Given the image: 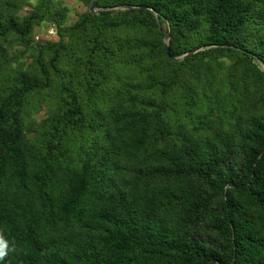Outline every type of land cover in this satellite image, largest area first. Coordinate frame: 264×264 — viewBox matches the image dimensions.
Here are the masks:
<instances>
[{
	"label": "trees",
	"instance_id": "trees-1",
	"mask_svg": "<svg viewBox=\"0 0 264 264\" xmlns=\"http://www.w3.org/2000/svg\"><path fill=\"white\" fill-rule=\"evenodd\" d=\"M48 1L38 3L47 8ZM96 7L103 10L58 28L69 41L49 48L51 69L60 75L61 107L42 132L43 148L32 166L23 112L32 94L52 86L50 68L39 61V80L18 77L0 97V231L16 246L0 264H264V116L236 136L211 134L201 113L209 97L199 100L183 82L185 72L218 54L264 66V35L249 33L264 34V0H96ZM117 7L124 10L110 11ZM41 19L31 13L20 24L0 20V42L8 36L25 40ZM156 19L165 26L168 56ZM121 27L146 28L157 38L144 85L151 95L137 100L123 131L135 133L138 147L148 142L151 130L159 134L163 143L156 157L171 182L145 188L130 201L102 191L111 187L106 173L117 146L97 106L105 73L123 48L112 36ZM4 52L0 45V68ZM257 73L264 82V70ZM176 84L181 90L174 109L168 97ZM225 107L220 106L222 113ZM180 113L185 124L177 121ZM99 137L104 146L94 155ZM84 138L87 151L75 167L69 159ZM173 198L178 205L168 211ZM208 207L215 211L213 243L190 232ZM61 223L63 237L41 233L43 226L56 230Z\"/></svg>",
	"mask_w": 264,
	"mask_h": 264
},
{
	"label": "rangeland",
	"instance_id": "rangeland-1",
	"mask_svg": "<svg viewBox=\"0 0 264 264\" xmlns=\"http://www.w3.org/2000/svg\"><path fill=\"white\" fill-rule=\"evenodd\" d=\"M93 1L96 0H92L91 3L85 0H49L48 7L42 8L38 0H0L2 21L12 18L20 24L31 13L42 16L40 21L33 24L31 34L25 40L8 36L0 42L5 50L4 63L0 68V97L18 77L39 80V61H42L52 72V86L32 94L23 112L25 151L30 166L33 165L34 156L43 148V130L48 126L51 116L61 107L57 88L60 75L51 69L53 54L50 49L67 43L69 37L61 34L58 28L68 29L81 16L87 13L95 15L102 11L103 9L97 8L95 3L93 12H90ZM117 10L124 8L110 9V11ZM261 14H264V8ZM156 20L163 45H167L165 26L159 25L158 19ZM249 33L253 37L264 35L254 29ZM112 36L123 48L120 57L110 62V69L105 73L106 83L102 85V94L97 106L108 128L107 135L116 144L117 149L112 156L113 164L106 173L111 187L103 188L102 191L112 192L117 199L130 201L145 188L155 189L171 183L168 177L161 173L164 164L156 157V152L163 143L159 134H154L151 130L149 133L151 138L148 142L143 147H138L133 144L135 133L123 131L128 124L126 116L137 109V100H147L151 95V91L145 90L144 85L149 80L147 69L152 66L157 54L153 52V43L157 38L146 28H116L112 30ZM182 59L183 56L176 61ZM204 62L197 71L185 72L183 82L193 87V93L199 100L209 97V106L203 103L201 113L205 116L204 126L211 131V134L236 136L249 127L253 118L264 116V82L257 73L259 70H264L260 62L256 60L251 63L241 62L235 57L222 54L206 57ZM162 63L168 71L171 70L169 62ZM58 68L66 70L62 65ZM165 82L169 83L170 80L166 78ZM173 89L168 100L176 109L179 104L180 84L174 85ZM157 97L161 98L162 95ZM222 105H227L224 113L220 111ZM170 114L174 118V113ZM177 121L185 124L181 113ZM185 129L190 131L192 126L188 125ZM104 142L99 137L91 152L97 154L104 146ZM86 145V138L76 143V148L69 159L70 164L78 167L83 152L87 151ZM58 171L62 172V168ZM177 205L178 200L171 199L168 211L175 210ZM214 213V209L208 207L199 214L198 225L190 230L198 241L213 243L218 240L211 225ZM55 227L56 230H52L49 226H43L41 233L55 239L66 234L62 223Z\"/></svg>",
	"mask_w": 264,
	"mask_h": 264
},
{
	"label": "clouds",
	"instance_id": "clouds-1",
	"mask_svg": "<svg viewBox=\"0 0 264 264\" xmlns=\"http://www.w3.org/2000/svg\"><path fill=\"white\" fill-rule=\"evenodd\" d=\"M16 251V246L5 238L3 231H0V262L4 261L10 254Z\"/></svg>",
	"mask_w": 264,
	"mask_h": 264
},
{
	"label": "water",
	"instance_id": "water-1",
	"mask_svg": "<svg viewBox=\"0 0 264 264\" xmlns=\"http://www.w3.org/2000/svg\"><path fill=\"white\" fill-rule=\"evenodd\" d=\"M95 3H96V1H93V2H92L91 6H90V9H89L90 12H93V9H94V6H95ZM197 51H198L197 49L192 50V51H190L187 55L194 54V53H196ZM165 53H166L167 56L169 55V49H168V46H167V45H165ZM171 59H172V60H177V58H175V57H171Z\"/></svg>",
	"mask_w": 264,
	"mask_h": 264
}]
</instances>
